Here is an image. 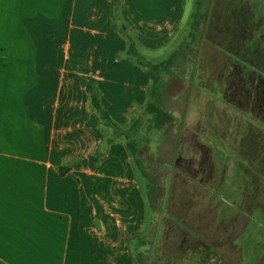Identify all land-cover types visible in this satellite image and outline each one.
<instances>
[{
    "label": "crops",
    "instance_id": "obj_1",
    "mask_svg": "<svg viewBox=\"0 0 264 264\" xmlns=\"http://www.w3.org/2000/svg\"><path fill=\"white\" fill-rule=\"evenodd\" d=\"M185 18L183 0H0V264H136L148 198L86 85L128 129L152 81L118 28L155 64Z\"/></svg>",
    "mask_w": 264,
    "mask_h": 264
},
{
    "label": "rangeland",
    "instance_id": "obj_2",
    "mask_svg": "<svg viewBox=\"0 0 264 264\" xmlns=\"http://www.w3.org/2000/svg\"><path fill=\"white\" fill-rule=\"evenodd\" d=\"M201 1L183 0L161 76L170 118L138 138L136 264H264V0Z\"/></svg>",
    "mask_w": 264,
    "mask_h": 264
},
{
    "label": "trees",
    "instance_id": "obj_3",
    "mask_svg": "<svg viewBox=\"0 0 264 264\" xmlns=\"http://www.w3.org/2000/svg\"><path fill=\"white\" fill-rule=\"evenodd\" d=\"M201 0H198L197 2V8L201 6ZM117 3L115 2L113 4V7H116ZM117 8H114V13L112 14V17L117 18ZM115 28V25L112 24L110 31L113 32V29ZM118 32L126 39L127 42V50L125 52V58L134 62L135 64L142 67L146 73L148 74L149 78L152 81V87L149 90V101L146 107L144 108L143 117L135 120L132 122L130 127L126 130H123L122 128L118 127L109 117L108 113L103 109L100 103L99 99V92L97 88L92 83H87L86 90L90 98V104L92 108L99 114L101 122L103 125L109 127L113 131V136L117 135H123L125 138V144L126 148L129 151L134 163L137 165L140 163L141 157H140V150H139V143L138 138L143 136V123L145 122V127L147 129H160L163 127V124L166 119H169L170 116L166 114L162 109V98L165 97L166 87L165 83L161 81V76L166 72V66L170 64L174 58H177L176 53H172L170 57L165 60L164 62L160 63H151L149 61H146L142 56H140L137 48L136 43L133 40V38L127 34L125 28L123 26L118 28ZM170 74H173L172 72H168ZM177 75L174 73V77ZM173 76V75H172ZM161 84V85H160ZM155 87V90H154ZM154 90V94H153ZM146 117V119H145ZM113 139H110L107 144H109ZM100 155V152H97V156ZM66 170H61V174L64 173ZM142 175L145 176V173L143 170L141 171ZM131 241L135 242L131 245H134L136 249H134L137 252V257L140 258V252L139 249L144 246L143 236H138L135 239H130ZM132 247V246H131ZM219 262V261H218Z\"/></svg>",
    "mask_w": 264,
    "mask_h": 264
}]
</instances>
